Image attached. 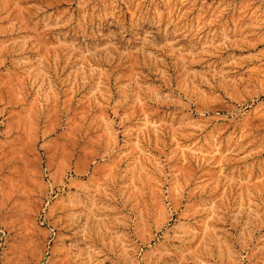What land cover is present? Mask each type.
Wrapping results in <instances>:
<instances>
[{
    "label": "rangeland",
    "instance_id": "obj_1",
    "mask_svg": "<svg viewBox=\"0 0 264 264\" xmlns=\"http://www.w3.org/2000/svg\"><path fill=\"white\" fill-rule=\"evenodd\" d=\"M0 264H264V0H0Z\"/></svg>",
    "mask_w": 264,
    "mask_h": 264
}]
</instances>
